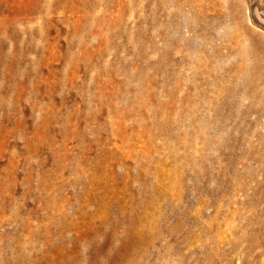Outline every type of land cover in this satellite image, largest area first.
I'll return each mask as SVG.
<instances>
[{"label": "rangeland", "instance_id": "rangeland-1", "mask_svg": "<svg viewBox=\"0 0 264 264\" xmlns=\"http://www.w3.org/2000/svg\"><path fill=\"white\" fill-rule=\"evenodd\" d=\"M0 264H264V0H0Z\"/></svg>", "mask_w": 264, "mask_h": 264}]
</instances>
